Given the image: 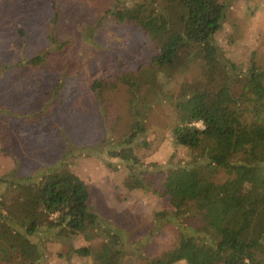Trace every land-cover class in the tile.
<instances>
[{"label":"trees","instance_id":"16d2710c","mask_svg":"<svg viewBox=\"0 0 264 264\" xmlns=\"http://www.w3.org/2000/svg\"><path fill=\"white\" fill-rule=\"evenodd\" d=\"M235 1L143 0L112 10L120 22L140 28L151 58L91 83L105 117L111 93L121 86L130 94V129L119 140L122 148L109 149L108 156L128 164L125 188L168 201L170 209L156 213V223L176 227L180 242L155 255L143 241L129 242L90 206V186L68 160L92 155L70 146L38 175H20L16 167L0 177V264H46L47 244L77 239L87 245H71L67 260L83 264H123L129 257L143 264H264V65L253 54L232 58L230 34L225 42L231 48L219 43ZM58 17L54 8V21ZM48 40L59 43L55 34ZM47 59L39 54L18 67L43 70ZM157 102L172 107L164 132L186 150L166 168L142 161L134 145L147 133L145 108ZM221 170L234 177L219 186Z\"/></svg>","mask_w":264,"mask_h":264},{"label":"rangeland","instance_id":"374dc122","mask_svg":"<svg viewBox=\"0 0 264 264\" xmlns=\"http://www.w3.org/2000/svg\"><path fill=\"white\" fill-rule=\"evenodd\" d=\"M137 3L143 0H0V177L16 167L20 175H38L61 161L70 146L75 152L84 149L92 156L82 154L68 163L88 182L90 206L120 228L129 242L143 241L142 248L155 255L180 242L176 227L161 222L158 228L156 223V213L170 209L169 203L125 188L128 164L108 156L109 149L122 148L119 140L130 129V94L121 86L111 93L104 104L105 117L91 89L94 80L111 79L150 61L151 49L140 28L120 22L111 12ZM54 8L59 14L56 21ZM51 34L58 38L57 45L48 40ZM229 34L234 39L232 58L246 60L253 54L264 65V0H236L218 36L226 50L231 48L225 42ZM39 54L48 55L43 70L18 67ZM171 116L167 104L145 108L147 133L134 143L142 161L166 168L186 156V150L174 147L164 132ZM233 177L221 170L215 184ZM4 191L1 185L0 194ZM71 245L87 243L77 239L47 244L46 264H83L67 260ZM123 264L143 263L129 257Z\"/></svg>","mask_w":264,"mask_h":264}]
</instances>
